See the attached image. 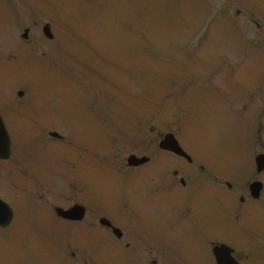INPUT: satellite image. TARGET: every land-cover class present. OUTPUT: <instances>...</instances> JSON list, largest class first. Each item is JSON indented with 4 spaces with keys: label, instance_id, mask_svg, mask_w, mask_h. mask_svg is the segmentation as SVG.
<instances>
[{
    "label": "rangeland",
    "instance_id": "374dc122",
    "mask_svg": "<svg viewBox=\"0 0 264 264\" xmlns=\"http://www.w3.org/2000/svg\"><path fill=\"white\" fill-rule=\"evenodd\" d=\"M2 1L5 5L2 4ZM25 1L31 5L35 4V8L33 10L24 8L21 11L20 18L18 10L22 7L19 6ZM62 1H67V3L64 4ZM172 5L186 8L183 13L178 9L170 13ZM62 6L65 11L61 10ZM76 12L82 14L84 24L87 18L90 20L86 27L88 29V39L85 43L91 47L85 45L87 47L85 51L88 52L89 49L98 53L99 58L95 60L98 62L97 65L109 68L104 76L111 77V82L107 84L110 87H104V89L108 95L113 98L117 97L120 107L131 109L126 102V98L129 97L127 93L129 79L126 74L130 71L127 67V61L131 59V53L135 52V61L143 72V74L139 73V76L144 79L149 78L150 87L156 86V83H159L158 81L171 84L168 87L169 93L164 91L163 111L172 106L179 108V105L182 111V121L181 119L173 121V116L162 114L163 111L158 112V107L155 109V106L152 114L149 115V121L147 122L149 127L154 126L163 130L170 127L171 130L179 131L180 127L176 123L183 124L190 140L186 137V140L181 138L180 140L192 155L214 156L217 161L233 165L241 163L240 168L242 170L247 169V165L251 163V157L254 160L256 155L264 152V133H262V130H260L262 137L259 136L258 132L256 136L254 133H250V137L253 140L255 139L253 145L250 141H247V131L249 129L241 124L244 118L236 120L233 117L235 112L230 109L231 103L227 100L225 84L222 81L204 82L203 78L207 75L208 65H221L224 57L236 55L241 51V45H243L239 33L226 18L210 19L209 16L213 14L210 13V7L205 1L190 0L185 5L184 3L177 4L176 0H0V43L4 46H8L12 41L16 45L21 44L20 38L25 27L30 24L31 21L29 20L33 17L36 28L31 34L29 49L33 50L32 57L34 59L46 60L49 53H52L57 46L51 47L52 43L43 37L42 29L45 23L52 25L55 31L54 34L57 35L55 43L61 49V45L66 42L63 37V32H66L64 25L68 28H82L79 25V16L70 15V13L75 14ZM17 15L18 20H16ZM207 19H209V22H206ZM232 21L241 26V20ZM206 30H208V33L205 35ZM134 36L139 37V46L136 44L137 41L133 39ZM194 38L196 41L195 46L193 44ZM58 48L59 62L68 66L70 70H65V73L62 74L63 79L55 82L58 86L56 90L67 101V105L62 104V107L77 108L78 100L82 97L80 90L85 88L84 83L79 79H86L91 87L97 83L92 76L94 66L90 64L86 68L88 71H84L82 66L90 62L87 56H76L79 52L71 54L70 50L61 52ZM261 61L260 54L252 55L245 61L246 63L242 67L243 75L246 72L252 77V80H248L247 74H245L246 86H248L249 81L256 82L263 74L264 68L261 67ZM45 66V72L42 70L44 75L41 76V81L51 87L54 83L47 74L48 67L50 70L55 69V67L47 63ZM152 67H155L154 70H158L160 74H157ZM8 68L13 69L14 67L9 66ZM240 74L236 73V75ZM28 77L30 82H33V78ZM182 78L191 85L194 80L200 82V85L194 86L193 91H189V87V90H185V82L181 80ZM23 79L21 76L18 81ZM36 79H39V77ZM13 80H17V77H14ZM178 86H181L182 89H179ZM120 87L126 90L125 94H118L117 90ZM135 89L140 91V86L135 87ZM150 90L151 88L148 89V93L152 95ZM86 92L87 97H89L91 91L86 89ZM98 94L101 95L100 92ZM171 94L173 96L170 97ZM153 99L154 97L148 96V107L154 106L152 104ZM113 101L114 99L111 100V102ZM174 101L179 105H175ZM99 108V105H96L97 112H100ZM263 110V107H260L259 115L263 114ZM145 114H147L146 110ZM257 121L264 123V117L260 119L258 116ZM169 123L171 124L166 126ZM48 124L54 125L56 123L49 122ZM160 125H165V127H160ZM81 132L86 136L84 131ZM15 138L18 139L19 137L15 135ZM17 142L19 143V141ZM60 152L56 155L53 154L54 156L50 159L65 160L67 158L66 154L63 151ZM48 161L49 159H44V163ZM51 162L55 161L51 160ZM81 163V159L76 161L73 158L75 169L72 171V176L79 179L80 192L88 191L94 195L96 193L98 202L108 201L111 197L110 193L114 192L112 189L117 188V184H119L113 181L118 175L112 169L108 170L100 160L92 162L88 168L83 169L80 167L82 166ZM35 168L37 174L47 176L40 166H35ZM94 168L100 171V184L97 178H95V181L93 180L92 171ZM64 170H71V168L65 166ZM255 177L257 176L253 172L248 180ZM152 192L153 190H150L149 194ZM8 200L11 204L13 203L10 195ZM155 201L158 204L162 203V199L158 196L155 197ZM165 203H167L166 200ZM14 204L16 206L17 223L10 232L4 234L0 232V261L2 262L7 261L12 256L20 257L21 254H24L23 251L28 252V254H40L43 251L42 240H35L32 235H28L27 238L23 234L27 228L31 230L32 222L30 218L33 209L28 204L18 205L15 201ZM251 206L254 205L247 203L242 209L250 212L253 210ZM260 213H262V210ZM259 237H261L260 241L264 247V234L259 232ZM48 238L52 239V237ZM49 249L46 246L44 251L46 256L51 257ZM257 261L258 264H264V252ZM119 263L116 262V264ZM208 264H212L210 258Z\"/></svg>",
    "mask_w": 264,
    "mask_h": 264
},
{
    "label": "flooded vegetation",
    "instance_id": "af4514ba",
    "mask_svg": "<svg viewBox=\"0 0 264 264\" xmlns=\"http://www.w3.org/2000/svg\"><path fill=\"white\" fill-rule=\"evenodd\" d=\"M214 1H221V5L227 11L235 9L238 16L255 23L258 31L254 39L264 42V25L255 22V19L264 20V0ZM241 67L238 64L232 67L224 66L223 70L230 72L231 75H223L222 78L228 80L242 78L234 76L236 70L237 73H243ZM261 67L264 68V65ZM243 79L244 77L241 81ZM256 83L264 86V72ZM236 94L239 100H243L246 95L244 91ZM257 94L264 95V90ZM247 97L253 99L252 94ZM9 108L10 104L0 97V116L6 125ZM39 110L32 114L31 119L36 129L43 130L48 126L49 118L46 108ZM71 125L66 124L67 127ZM87 127L94 129L95 124H92V128L91 124ZM154 147L153 142L151 141L149 145V141L143 136L141 143L132 148L131 154L144 157L151 152L147 164L130 167L124 165L125 159L115 162L114 169L120 175L128 177L135 175V178L125 192L120 191L110 197L108 206L98 202L96 193L94 195L91 192L86 194L82 192L77 193V196H69L68 189L74 187L70 180L77 179L72 176L75 167L63 171L64 187L56 194L45 192L44 175L37 174L35 168L29 178L32 184L29 196L33 202L31 228L39 233L41 230L38 227H44L46 232L53 235L49 236L52 239L47 237L39 240L57 249L60 244L68 241V235L73 243H77L75 239L80 237L84 244L80 248L78 245L81 243L73 245L74 248L69 252L70 256L81 260L92 257L96 260L94 264H100L101 250L105 247L102 243L113 244V249H116V245L120 247L119 245L124 244L128 264H208V259L212 258L213 248L222 244L228 245L234 251V258L239 264H243V259L264 250L257 236V233L264 229H260L257 222L241 219L240 214L234 210L214 214L213 185L218 188L224 186L218 176L193 159L189 161L159 148L154 150ZM12 165L20 169L18 159L12 161ZM37 165L41 166L42 162ZM0 181L4 182V168L0 171ZM227 186L231 191L232 187L229 184ZM150 190L162 199L161 204L145 197ZM74 206L83 209L81 221L64 220L57 214L58 208L67 210ZM16 217L14 213L12 226ZM102 219H106L107 222L103 223ZM8 229L0 228V232L4 234ZM118 234L121 236H117ZM32 236L37 240L36 236ZM36 255L27 252L23 258L16 257L15 261L17 264H37Z\"/></svg>",
    "mask_w": 264,
    "mask_h": 264
},
{
    "label": "water",
    "instance_id": "95a60500",
    "mask_svg": "<svg viewBox=\"0 0 264 264\" xmlns=\"http://www.w3.org/2000/svg\"><path fill=\"white\" fill-rule=\"evenodd\" d=\"M256 162H257V165L260 168V170H262L264 168V156L258 157ZM252 190L254 193H258L259 192V185H254L252 187ZM0 220H1V218H0ZM7 220H8V217H6V219H4L5 222ZM216 256H217L218 264H228L225 257L223 259L219 258L220 254L218 252H216Z\"/></svg>",
    "mask_w": 264,
    "mask_h": 264
}]
</instances>
